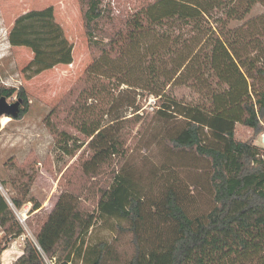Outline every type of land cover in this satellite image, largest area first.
<instances>
[{"label": "trees", "instance_id": "obj_1", "mask_svg": "<svg viewBox=\"0 0 264 264\" xmlns=\"http://www.w3.org/2000/svg\"><path fill=\"white\" fill-rule=\"evenodd\" d=\"M257 3L264 5V0H151L134 7L119 25L101 28L99 22L108 19L101 0L86 1L83 28L92 62L49 115L54 117L61 106L69 125L93 147V154L82 162L83 173L95 176L119 155L120 138L103 124L104 117L119 87H140L145 75L149 78L144 89L162 102L161 115L183 120L181 127L165 133L168 148L192 151L210 169L212 206L202 214L191 213L184 195L172 186L147 204L127 172H114L100 189L97 216L113 218L117 225L129 223L134 253L124 264H264V149L254 140L235 138L237 122L255 132L264 130V61L243 51L248 46L244 27L226 28L244 19ZM165 25L173 29L157 31ZM8 41L31 49L33 58L26 68H33L34 74L72 62V45L55 21L52 6L19 15ZM142 42L143 54L150 58L144 69L138 67L142 56L136 52ZM130 58L129 66L124 65ZM172 82L200 84L206 92L203 100L182 103L166 98L165 89ZM13 94L24 101L17 117L21 118L28 106L25 89L0 86V95ZM140 108L135 105L133 113ZM30 184L28 180L26 188L12 196L17 208L32 202L29 212L40 207L26 198ZM77 197L68 190L60 194L35 240L24 238L23 251L12 264H46L44 256L71 264L73 252L81 254L95 215L81 209ZM156 220L167 225L166 237L150 234L143 240L142 231L153 230ZM0 229L1 258L8 242L25 231L1 194ZM105 246L91 249V264H103Z\"/></svg>", "mask_w": 264, "mask_h": 264}, {"label": "rangeland", "instance_id": "obj_2", "mask_svg": "<svg viewBox=\"0 0 264 264\" xmlns=\"http://www.w3.org/2000/svg\"><path fill=\"white\" fill-rule=\"evenodd\" d=\"M87 0H0V86H22L28 98L26 113L21 118L2 116L0 118V181L9 196H16L21 188L31 184L26 198H33L40 207L27 214L24 234L35 239L36 231L52 210L63 191L78 194L81 209L93 213L95 219L83 237L81 254L73 252L71 264H91V249L106 243L102 251L103 264H124L134 253L132 233L127 230L129 223L107 216H97V201L115 173L126 172L137 183L147 204L157 201L163 190L172 186L184 195L186 207L194 214L206 213L212 206L211 189L208 183L209 166L205 159L197 158L192 151H172L164 142L166 132L181 127L179 116H163L158 111L161 101L145 89L149 76H144L140 87L122 84L116 91L111 109L104 117L103 124L115 130L120 138L119 155L113 156L95 176L83 173L82 162L93 154V147L68 123L66 111L51 110L62 102L69 90L82 77L92 58L88 38L83 28V11ZM151 0H101V6L108 19L99 22L101 28H111L122 23L134 7ZM53 7L55 21L62 27L64 36L72 45V62L57 64L34 74L33 68H26L33 58V52L26 46H13L8 41L9 31L15 19L29 10ZM264 5L257 3L242 20L227 23V29L244 27L243 51L258 56L264 61ZM260 17V19H259ZM252 21L248 25V22ZM167 25L157 31L172 30ZM142 56L143 69L148 67L150 58L145 56V44L136 47ZM138 54V55H139ZM173 55V54H172ZM171 55V56H172ZM170 61L172 57L166 56ZM133 58L125 59L129 66ZM138 67L134 68L136 71ZM169 67V65H168ZM134 77V76H133ZM133 81V78H131ZM195 82L171 83L165 89L166 98H175L182 103H197L206 92ZM4 96V95H0ZM8 102L16 101L13 94L6 97ZM141 107L136 113L133 107ZM24 107V101L21 108ZM264 126V123H263ZM70 136H65L64 133ZM239 122L235 125V138L254 140L264 149L260 135ZM76 199V198H75ZM25 205L32 207V202ZM153 230L142 231V237L153 234L166 237L167 225L156 220ZM4 233L0 236V241ZM56 264H60L58 258Z\"/></svg>", "mask_w": 264, "mask_h": 264}, {"label": "crops", "instance_id": "obj_3", "mask_svg": "<svg viewBox=\"0 0 264 264\" xmlns=\"http://www.w3.org/2000/svg\"><path fill=\"white\" fill-rule=\"evenodd\" d=\"M1 234L2 230L0 229V236ZM25 237L26 235L23 233L8 242L6 248L1 253L0 264H12L17 259L23 251Z\"/></svg>", "mask_w": 264, "mask_h": 264}, {"label": "built area", "instance_id": "obj_4", "mask_svg": "<svg viewBox=\"0 0 264 264\" xmlns=\"http://www.w3.org/2000/svg\"><path fill=\"white\" fill-rule=\"evenodd\" d=\"M262 134L260 135V140L262 141ZM263 142V141H262ZM0 194L4 197L5 201L7 204L10 206V208L13 210L14 214L16 215V218L18 222L25 227L26 226V219H27V214L29 213L30 206L25 205L23 208H17L14 205V202L12 201V196H9L6 189L4 188L3 184L0 181ZM35 240V239H33ZM44 260L46 264H54L55 258H47L44 256Z\"/></svg>", "mask_w": 264, "mask_h": 264}, {"label": "water", "instance_id": "obj_5", "mask_svg": "<svg viewBox=\"0 0 264 264\" xmlns=\"http://www.w3.org/2000/svg\"><path fill=\"white\" fill-rule=\"evenodd\" d=\"M21 103V98H18L13 102H8L5 96H0V118L2 116L17 118L20 113ZM262 141L264 143V131L262 135Z\"/></svg>", "mask_w": 264, "mask_h": 264}, {"label": "bare ground", "instance_id": "obj_6", "mask_svg": "<svg viewBox=\"0 0 264 264\" xmlns=\"http://www.w3.org/2000/svg\"><path fill=\"white\" fill-rule=\"evenodd\" d=\"M5 117H8V116H5Z\"/></svg>", "mask_w": 264, "mask_h": 264}, {"label": "flooded vegetation", "instance_id": "obj_7", "mask_svg": "<svg viewBox=\"0 0 264 264\" xmlns=\"http://www.w3.org/2000/svg\"><path fill=\"white\" fill-rule=\"evenodd\" d=\"M19 97H17V99H18Z\"/></svg>", "mask_w": 264, "mask_h": 264}]
</instances>
